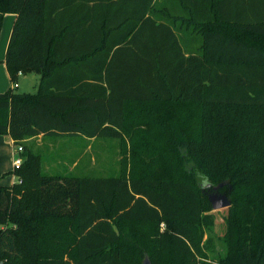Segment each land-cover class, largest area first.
<instances>
[{
  "label": "trees",
  "instance_id": "trees-1",
  "mask_svg": "<svg viewBox=\"0 0 264 264\" xmlns=\"http://www.w3.org/2000/svg\"><path fill=\"white\" fill-rule=\"evenodd\" d=\"M15 13L0 264H264V0H0ZM121 139L111 176L45 173L38 134ZM231 200L226 252L194 175Z\"/></svg>",
  "mask_w": 264,
  "mask_h": 264
},
{
  "label": "rangeland",
  "instance_id": "rangeland-1",
  "mask_svg": "<svg viewBox=\"0 0 264 264\" xmlns=\"http://www.w3.org/2000/svg\"><path fill=\"white\" fill-rule=\"evenodd\" d=\"M12 24V23H11ZM3 61L0 59V64ZM40 75L36 72L21 73L16 87L18 92H35ZM9 85L14 81L8 78ZM28 146L31 144L27 141ZM16 146V145H15ZM34 148V147H33ZM43 155L42 171L45 173H70L75 175L111 176L120 171L121 139L105 137L48 135L42 144L36 147ZM227 207L215 209L216 214L213 242L215 249L209 252L211 256L226 252V242L223 233L226 228L224 215Z\"/></svg>",
  "mask_w": 264,
  "mask_h": 264
},
{
  "label": "crops",
  "instance_id": "crops-1",
  "mask_svg": "<svg viewBox=\"0 0 264 264\" xmlns=\"http://www.w3.org/2000/svg\"><path fill=\"white\" fill-rule=\"evenodd\" d=\"M15 16V13H6L4 15L0 32V59L3 61V63L0 64V92H3L11 87L7 86L9 85L8 78L10 76L5 63V53ZM46 137L47 135L41 133L36 136L30 137L27 141L31 144L32 148L34 147V149L37 150L36 147H38L39 144H42ZM15 148L16 146L10 135L0 134V184L10 185L17 179L15 174H7L5 176H2L4 172L9 171L13 168V160L14 156L16 155Z\"/></svg>",
  "mask_w": 264,
  "mask_h": 264
},
{
  "label": "water",
  "instance_id": "water-1",
  "mask_svg": "<svg viewBox=\"0 0 264 264\" xmlns=\"http://www.w3.org/2000/svg\"><path fill=\"white\" fill-rule=\"evenodd\" d=\"M223 183L214 186L213 190L209 193V199L214 209H220L223 207H229L231 200L226 192H220L217 189L222 186Z\"/></svg>",
  "mask_w": 264,
  "mask_h": 264
},
{
  "label": "clouds",
  "instance_id": "clouds-1",
  "mask_svg": "<svg viewBox=\"0 0 264 264\" xmlns=\"http://www.w3.org/2000/svg\"><path fill=\"white\" fill-rule=\"evenodd\" d=\"M194 175L199 183V187L201 188V190L208 191L213 188V183L207 174L201 172L199 169H195Z\"/></svg>",
  "mask_w": 264,
  "mask_h": 264
},
{
  "label": "built area",
  "instance_id": "built-area-1",
  "mask_svg": "<svg viewBox=\"0 0 264 264\" xmlns=\"http://www.w3.org/2000/svg\"><path fill=\"white\" fill-rule=\"evenodd\" d=\"M18 85H19L18 81L13 83L14 87H16ZM21 150H22V146H16V148H15L16 155L14 156L13 166L18 167L20 165V163L22 162V157L20 155Z\"/></svg>",
  "mask_w": 264,
  "mask_h": 264
}]
</instances>
